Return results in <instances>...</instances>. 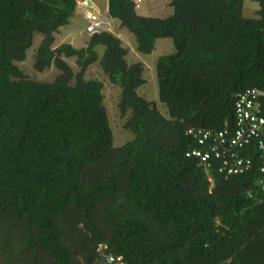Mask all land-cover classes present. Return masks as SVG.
Instances as JSON below:
<instances>
[{
    "label": "trees",
    "instance_id": "trees-1",
    "mask_svg": "<svg viewBox=\"0 0 264 264\" xmlns=\"http://www.w3.org/2000/svg\"><path fill=\"white\" fill-rule=\"evenodd\" d=\"M257 2L247 18L243 0H172L173 14L157 18L138 15L133 0H107L106 16L134 35L139 52L172 40L173 52L156 62L166 118L139 94L143 65L126 60L111 31L89 34L82 48L54 45L76 0H0V264H264L256 141L240 149L248 169L231 175L218 171L221 159L206 171L186 155L201 147L199 130L231 137L245 89L263 93L264 114ZM35 34L34 69L53 65V81L15 64ZM94 64L119 88L118 112L133 135L122 146L113 145L103 82L84 77Z\"/></svg>",
    "mask_w": 264,
    "mask_h": 264
},
{
    "label": "rangeland",
    "instance_id": "rangeland-1",
    "mask_svg": "<svg viewBox=\"0 0 264 264\" xmlns=\"http://www.w3.org/2000/svg\"><path fill=\"white\" fill-rule=\"evenodd\" d=\"M94 7L77 8L74 16L70 19L69 24L60 28L55 34L54 45L58 46L62 43H71L76 48L84 47L89 39L86 32V21L82 13L84 8L93 10L97 15L104 16L107 12V0H93ZM172 0H140L136 13L145 17L167 18L173 14ZM259 4L257 0H243V16L247 18L255 17ZM105 23V21H104ZM106 28L121 39L124 47L129 52L126 60L129 63L140 62L143 65V78L145 84L139 88V94L144 96L148 101L153 102L158 111L166 118L169 117L167 108L160 102L158 96V84L156 76V62L162 55L173 52V43L169 38L158 39L154 50L150 54H144L137 50L136 39L126 28L121 27L118 20L106 18ZM42 39V36L35 34L31 47L26 51V57L21 62H15L22 74L35 81H53L59 71L51 65L49 68L39 72L34 69V57L36 49ZM99 55L103 53V47H96ZM69 66L74 72H77L75 58L66 59ZM85 79L96 78L103 82L104 103L108 110L110 127L113 135V145L115 147L122 146L133 138L129 130L124 129L127 117H121L117 104L119 100V88L112 85L107 76L99 68L97 64L92 65L85 73Z\"/></svg>",
    "mask_w": 264,
    "mask_h": 264
},
{
    "label": "built area",
    "instance_id": "built-area-1",
    "mask_svg": "<svg viewBox=\"0 0 264 264\" xmlns=\"http://www.w3.org/2000/svg\"><path fill=\"white\" fill-rule=\"evenodd\" d=\"M133 1L138 7L140 0ZM76 4L78 8L86 7L84 0H76ZM82 13L87 23L88 34L92 35L107 29L106 15H97L96 12L87 8H84ZM262 95L260 90L252 88L245 89L238 95L234 106L235 127L231 137L228 136L226 129L218 132L199 130L196 133L190 130V133L197 137L201 147L188 151L186 155L198 157L206 171L212 165L213 159H221L218 171L228 175L248 169L250 160L241 157L240 149L252 141H256L264 158V114L260 101ZM262 189L264 190V184ZM110 260L112 261L113 258L110 257Z\"/></svg>",
    "mask_w": 264,
    "mask_h": 264
},
{
    "label": "water",
    "instance_id": "water-1",
    "mask_svg": "<svg viewBox=\"0 0 264 264\" xmlns=\"http://www.w3.org/2000/svg\"><path fill=\"white\" fill-rule=\"evenodd\" d=\"M84 5L86 7H94L93 3L90 0H84Z\"/></svg>",
    "mask_w": 264,
    "mask_h": 264
},
{
    "label": "crops",
    "instance_id": "crops-1",
    "mask_svg": "<svg viewBox=\"0 0 264 264\" xmlns=\"http://www.w3.org/2000/svg\"><path fill=\"white\" fill-rule=\"evenodd\" d=\"M92 3H93V5L95 6V2L93 1V0H90Z\"/></svg>",
    "mask_w": 264,
    "mask_h": 264
}]
</instances>
